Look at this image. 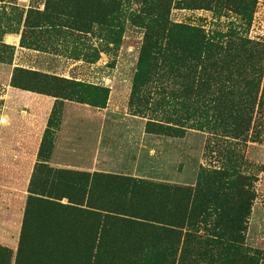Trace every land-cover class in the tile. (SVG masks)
Wrapping results in <instances>:
<instances>
[{
	"label": "rangeland",
	"instance_id": "obj_1",
	"mask_svg": "<svg viewBox=\"0 0 264 264\" xmlns=\"http://www.w3.org/2000/svg\"><path fill=\"white\" fill-rule=\"evenodd\" d=\"M242 13L255 44H168L140 71L159 19ZM9 115L41 137L0 264H264V0H0V131Z\"/></svg>",
	"mask_w": 264,
	"mask_h": 264
},
{
	"label": "crops",
	"instance_id": "obj_2",
	"mask_svg": "<svg viewBox=\"0 0 264 264\" xmlns=\"http://www.w3.org/2000/svg\"><path fill=\"white\" fill-rule=\"evenodd\" d=\"M14 93L21 96L19 89L15 88ZM40 102L44 110L46 100L40 98ZM32 107L33 102L30 108L34 112L36 109ZM16 111L19 112L18 109ZM16 117L9 115V124L0 131V242L8 241V237L21 230L27 187L40 146L41 123L37 122V126L31 123L24 130L20 126L23 116Z\"/></svg>",
	"mask_w": 264,
	"mask_h": 264
},
{
	"label": "trees",
	"instance_id": "obj_3",
	"mask_svg": "<svg viewBox=\"0 0 264 264\" xmlns=\"http://www.w3.org/2000/svg\"><path fill=\"white\" fill-rule=\"evenodd\" d=\"M243 17L239 20L237 17L235 20H231L227 24L226 31H211L208 32L202 27L193 26L185 23H175L169 20L159 19L158 25L160 30H157L154 34L149 27L146 33L145 43L142 49L140 58V71L147 66V64H152V59L154 58L155 49L162 50V47L166 45H173L172 50H177L180 48L183 53L191 52L194 50L196 53L199 52L200 61H210L215 53H221V51L226 47H242L244 45H253L256 42L250 40L246 33L244 32V26L249 24L251 17H247L246 13H242ZM167 34V35H166ZM161 39V40H160ZM165 39V42H162ZM210 231L207 235V241L210 244H217L219 237H224V234H213L211 231H217L216 228H203L198 226L196 223L189 224V230L192 233H198L200 230ZM163 234L170 233L168 227L161 228ZM177 233L176 231L174 232ZM179 233V232H178ZM200 238L203 235H198ZM227 247L229 252H247L246 249L242 247L241 242L231 241L227 242ZM23 252V241H21L20 256Z\"/></svg>",
	"mask_w": 264,
	"mask_h": 264
}]
</instances>
